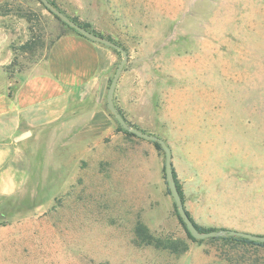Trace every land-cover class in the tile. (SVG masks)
Wrapping results in <instances>:
<instances>
[{
	"label": "rangeland",
	"instance_id": "1",
	"mask_svg": "<svg viewBox=\"0 0 264 264\" xmlns=\"http://www.w3.org/2000/svg\"><path fill=\"white\" fill-rule=\"evenodd\" d=\"M48 1L126 51L113 105L165 141L193 221L264 235V0ZM62 22L38 0L0 6L6 75L22 78L43 60L71 31ZM113 53L110 78L123 59ZM104 109L93 135L70 138L68 160L45 167V146L33 147L25 164L34 176L0 195V264H264L262 247L189 237L164 151L127 136L106 98ZM137 222L154 245L134 243Z\"/></svg>",
	"mask_w": 264,
	"mask_h": 264
},
{
	"label": "crops",
	"instance_id": "2",
	"mask_svg": "<svg viewBox=\"0 0 264 264\" xmlns=\"http://www.w3.org/2000/svg\"><path fill=\"white\" fill-rule=\"evenodd\" d=\"M76 2L75 8H85L84 1ZM81 35L61 34L19 79L5 73L12 54L0 35V195L17 193L34 176L25 164L33 147L44 145L45 167L57 168L55 163L68 160L71 137L93 135L108 121L104 99L115 54Z\"/></svg>",
	"mask_w": 264,
	"mask_h": 264
},
{
	"label": "water",
	"instance_id": "3",
	"mask_svg": "<svg viewBox=\"0 0 264 264\" xmlns=\"http://www.w3.org/2000/svg\"><path fill=\"white\" fill-rule=\"evenodd\" d=\"M39 1L41 2V4H43L47 8V10L49 12L56 15L64 23H66L69 27L73 28L76 32L82 34L83 36H85L89 40H92V41L100 43L104 46L113 48L122 54L123 59L118 64V66L115 70V73L110 80L108 89H107V94H106L107 107L110 110V112L115 116L118 123L126 131H129L130 133L134 134L135 136H137L141 139L151 141V142H157L160 145V147L162 148V150L164 151V154H165L164 171H165V179L167 182L168 190H169L170 195L172 196V198L174 200L177 212H178L181 220L185 224L190 235L193 238L198 239V240L207 239V238H214V237L232 236V237L244 238V239H247V240H250L253 242L264 243V235H257V234H251V233L241 232V231H237V230H225V229H222L219 231H209V232H199L197 230V228L194 226L193 222L191 221V219L187 215V213L184 209L180 194L176 188L174 178H173V172H172L171 152H170V149L168 148V146L166 145L165 141L156 135L145 133V132L140 131L139 129L134 128L133 126L127 124L126 121L123 119V117L119 114V112L115 109V107L113 105L114 89H115L117 80L119 78L121 69L127 61L126 51L121 46L116 44L115 42H113L109 39L97 36L96 34H93L92 32H90V31L86 30L85 28L81 27L80 25L76 24L71 19H69L67 16H65L62 12H60L58 9H56L48 0H39Z\"/></svg>",
	"mask_w": 264,
	"mask_h": 264
},
{
	"label": "trees",
	"instance_id": "4",
	"mask_svg": "<svg viewBox=\"0 0 264 264\" xmlns=\"http://www.w3.org/2000/svg\"><path fill=\"white\" fill-rule=\"evenodd\" d=\"M39 1V0H38ZM53 6L55 5L54 2L52 1H49ZM3 5V4H2ZM1 5V6H2ZM57 19H59L56 15H54ZM69 19H71L73 22H75L76 24L80 25L81 27L85 28L86 30L92 32L93 34H96L97 36H100V34L96 31H94L93 29L90 28V25L87 23V22H82V21H79L76 17H73V16H69V15H66ZM62 24L66 25L67 27H69L67 24H65L64 22H62ZM69 29H71L72 32H75L76 34L78 35H81L80 33L76 32L73 28L69 27ZM63 35V34H62ZM60 36V35H59ZM58 36V37H59ZM82 36V35H81ZM57 37V38H58ZM56 38V39H57ZM111 40V39H109ZM112 41V40H111ZM113 50V48H112ZM8 69V66L5 67V69ZM9 78L11 79L12 76H11V73L8 74ZM111 80V79H110ZM110 80H109V83H110ZM14 87L10 86V92H9V95L11 96L12 95V90H13ZM119 112V111H118ZM120 113V112H119ZM124 119V118H123ZM125 120V119H124ZM122 129V128H121ZM123 130V129H122ZM123 132L127 135V136H130V137H137L135 136L134 134L130 133L129 131H125L123 130ZM153 145L160 151H162L160 145L157 143V142H152ZM174 175V174H173ZM165 177V176H164ZM174 179H175V176H174ZM176 183V181H175ZM167 184V182H166ZM176 188L180 194V197H181V200H182V203H183V206H184V202H183V196H182V191L180 190V187L177 185L176 183ZM167 191L169 193V190L167 188ZM175 207V205H174ZM176 208V207H175ZM187 215L189 216V218L191 219V221L193 222L194 226L197 228V230L199 232H209V231H216L214 229H211V228H203L201 226H199L198 224H196L193 219L191 218L189 212L185 209ZM177 213V211H176ZM177 217H178V220L180 221V223L182 224V226L184 227V229L186 230L187 234L189 237L190 236V233L188 232L185 224L183 223V221L181 220L180 216L178 215L177 213ZM193 239V238H192ZM209 240H216V239H221L225 242H236V243H242V244H247V245H254V246H259V247H262L264 248V243H260V242H253V241H250V240H247V239H244V238H240V237H232V236H229V237H214V238H208ZM194 240V239H193ZM134 243H136V245L138 246H146V245H154L155 243V240L154 238L148 233L147 231V228L141 224L140 222H137L135 227H134ZM201 241V240H200ZM156 246H160L162 247L163 249H167V250H171L173 251L176 250V246L174 245H171V243H165L164 245H161L159 241H157V243L155 244Z\"/></svg>",
	"mask_w": 264,
	"mask_h": 264
}]
</instances>
